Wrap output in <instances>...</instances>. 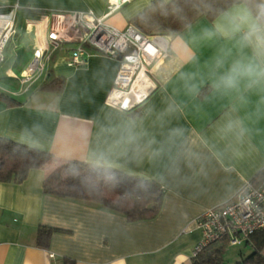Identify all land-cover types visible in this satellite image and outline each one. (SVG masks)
Segmentation results:
<instances>
[{
	"label": "crops",
	"instance_id": "0c3cea01",
	"mask_svg": "<svg viewBox=\"0 0 264 264\" xmlns=\"http://www.w3.org/2000/svg\"><path fill=\"white\" fill-rule=\"evenodd\" d=\"M150 1L129 0L107 14L108 0H0V13L15 8L16 23L0 82L32 58V42L19 48L22 31L35 26L39 44L49 43L50 13L91 11L123 30ZM248 18L256 17L235 3L166 35L170 54L151 67L155 88L128 110L105 101L118 61L90 49L83 65L70 66L75 42L51 53L39 79L7 94L19 104L0 98V136L54 156L22 182H0V264H191L202 235L197 217L264 169V88L216 87L233 61L251 56L241 43ZM50 75L63 79L60 91L40 89ZM66 160L157 180L158 212L127 221L98 203L43 193L45 174ZM41 226L51 230L38 238Z\"/></svg>",
	"mask_w": 264,
	"mask_h": 264
},
{
	"label": "trees",
	"instance_id": "16d2710c",
	"mask_svg": "<svg viewBox=\"0 0 264 264\" xmlns=\"http://www.w3.org/2000/svg\"><path fill=\"white\" fill-rule=\"evenodd\" d=\"M235 3H245L255 17L264 14V0H151L129 23L143 34L176 35L200 16L208 19ZM63 79L50 75L40 89L60 91ZM8 106L19 104L15 98L0 91ZM54 163V156L11 139L0 136V182H22L31 168ZM107 177V178H104ZM264 178V169L252 178L257 183ZM42 191L60 198L91 201L120 213L127 221L153 217L159 210L162 187L155 179L133 176L110 167L78 160L56 163L44 176ZM50 228L39 227L37 236L49 234ZM251 252L238 264H264V229L255 231L245 241ZM225 239L206 245L191 256V264H223L227 247ZM69 264L68 260H63Z\"/></svg>",
	"mask_w": 264,
	"mask_h": 264
},
{
	"label": "built area",
	"instance_id": "2783aa9c",
	"mask_svg": "<svg viewBox=\"0 0 264 264\" xmlns=\"http://www.w3.org/2000/svg\"><path fill=\"white\" fill-rule=\"evenodd\" d=\"M128 1L108 0L107 14ZM50 14L49 43L42 42L34 48L23 77L18 78L22 87L39 79L55 49L75 42L66 60L70 66L83 65L90 49L118 61L112 87L105 99L108 105L128 110L141 103L155 88L151 67L170 54L166 35L143 34L132 25L120 30L108 24L104 16H96L91 11ZM15 32V8L0 13V65ZM197 224L202 235L193 246L191 256L219 239H225L228 246L247 241L252 233L264 229V179L257 183L252 179L246 181L235 197L203 211L197 217ZM47 256L55 259L56 255L48 252ZM53 264L63 263L55 261Z\"/></svg>",
	"mask_w": 264,
	"mask_h": 264
},
{
	"label": "clouds",
	"instance_id": "9594fccd",
	"mask_svg": "<svg viewBox=\"0 0 264 264\" xmlns=\"http://www.w3.org/2000/svg\"><path fill=\"white\" fill-rule=\"evenodd\" d=\"M244 23L247 30L241 43L251 49V56L233 61L228 71L220 75L216 87L225 91L237 89L242 81L249 89L264 88V14L248 18ZM240 27L233 22L234 31Z\"/></svg>",
	"mask_w": 264,
	"mask_h": 264
},
{
	"label": "rangeland",
	"instance_id": "374dc122",
	"mask_svg": "<svg viewBox=\"0 0 264 264\" xmlns=\"http://www.w3.org/2000/svg\"><path fill=\"white\" fill-rule=\"evenodd\" d=\"M15 30H16V23H15ZM21 34H22V38H21V44L19 43V48L23 47L25 42H32L33 44L32 46H34V48L39 46V40L36 37L35 26L26 28L24 31L21 32ZM31 57L33 58V56ZM32 58H30V60L22 68L12 67V75L8 77L5 76V78H3L4 82L3 81L0 82V91L7 93V94H9V92L16 94L23 90L24 87L20 85L19 81H17V78L23 77L22 76L23 70H25L28 67V64L30 63ZM0 73H3V72L0 71ZM251 250H252L251 246L245 243L235 245V246H227L223 253V264H238L239 261H241V259L245 255L251 252ZM261 252L262 254H264V249H262Z\"/></svg>",
	"mask_w": 264,
	"mask_h": 264
}]
</instances>
